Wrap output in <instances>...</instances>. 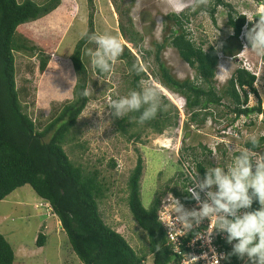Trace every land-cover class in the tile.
Listing matches in <instances>:
<instances>
[{
  "label": "rangeland",
  "instance_id": "rangeland-1",
  "mask_svg": "<svg viewBox=\"0 0 264 264\" xmlns=\"http://www.w3.org/2000/svg\"><path fill=\"white\" fill-rule=\"evenodd\" d=\"M31 1L44 4L47 0ZM224 1L236 12L245 15L247 20L253 19L251 22H254L255 16L264 15V8L255 0ZM214 3L213 0H62L61 6L51 16L26 24L19 30L28 40V46L36 47V51L15 52L17 88L25 111L44 126L55 118L58 109L75 98L78 76L69 58L88 31L91 13L98 35L117 37L122 48L126 46L137 58L146 76L141 80V91L145 84H150L171 103L173 108L167 106L168 110L173 113L178 110L179 124L166 129L162 135L154 134L143 124L126 126L128 132L124 133L118 122L125 116L116 118L109 107L112 100L133 91L129 70L118 59L111 72L98 75L88 57L90 101L64 149L71 161L87 174L98 173L107 188L106 197L100 200L105 222L120 232L139 255H146L145 264H152V257L148 254V237L134 220L127 204V182L137 157L141 155L144 160L141 198L143 206L149 209L158 192L180 181L179 175L184 173L185 167L197 169V162L203 163L206 168L230 165L233 158L246 148L250 136L264 137V119L262 116H251L234 121V114L221 107L204 122H188L184 97L161 85L153 58L144 62L138 51L140 48L136 49L128 42L119 26L122 23L124 27H130V19L133 30L143 37L141 50L149 51L153 42L161 43L164 36L170 34L172 22L165 20L166 16L187 14L186 28L191 37L197 43H204L205 47L214 45L220 48L232 32L227 25L228 9L219 6L212 15ZM242 43L243 50L236 62L220 55L217 74L220 66L230 71L223 79L216 75L217 87L225 85L240 64L256 75L255 88L264 108V58L245 50V39ZM89 48L95 49V44L90 43ZM43 57H48L49 62L41 73ZM162 60L177 79H195V71L175 49L169 47L164 50ZM256 103L257 98L251 94L250 105ZM258 153L264 155V150ZM43 204L30 186L17 189L0 202V234L18 256L15 264H83L72 252L62 227L52 226L57 217L52 210L42 207ZM43 222H46L49 233L41 231L40 224ZM40 233H47V242L42 248L36 246ZM241 264H248L247 258Z\"/></svg>",
  "mask_w": 264,
  "mask_h": 264
},
{
  "label": "trees",
  "instance_id": "trees-1",
  "mask_svg": "<svg viewBox=\"0 0 264 264\" xmlns=\"http://www.w3.org/2000/svg\"><path fill=\"white\" fill-rule=\"evenodd\" d=\"M213 1L212 15L219 6L228 9L227 25L232 32L220 48L214 45L205 47L204 43H197L191 37L186 28L189 20L187 14L166 16L165 20L172 22L170 34H166L161 43L153 42L149 51L141 50L143 37L133 30L130 19V27H124L121 23L119 28L134 48H140L138 51L144 62L153 58L161 85L184 97L188 122H204L212 116L214 110L221 107L234 114V121L251 116H262L264 119V108L255 88V74L239 64L225 85L218 88L216 83L220 55L236 62L243 50L244 32L254 26L261 14L255 16L254 22H249L245 15L236 12L224 0ZM255 1L264 8V0ZM61 3L62 0H47L44 4H36L31 0H0V202L17 189L30 186L39 199L50 205L68 238L72 252L83 264H145L146 255H139L120 232L105 222L100 211V200L106 197L107 188L100 181L98 173L87 174L71 161L64 149V144L90 101L88 88L91 81L87 68L89 56L86 51L90 45L88 37L98 35L94 28L93 13L88 18L86 35L78 41L69 58L78 76L74 100L58 109L54 113L55 118L44 126L30 117L20 99L16 83L15 52L34 53L36 47L28 46V40L23 38L25 36L19 30L26 24L51 16ZM169 47L175 49L195 71L194 80H179L170 72L162 60L164 50ZM48 60V57L41 58V73L46 70ZM119 60L129 70L133 91L140 92L141 80L146 76L137 58L123 46ZM95 72L98 75L104 74L97 69ZM251 94L257 98L253 106L250 105ZM160 99L162 108L156 118L140 123V112L130 113L118 122L121 130L127 133L126 126L143 124L154 134L162 135L166 129L177 126L178 110L175 109L174 113L168 110L167 106L172 107L171 103L161 95ZM260 142L264 144V137L260 138ZM245 146L251 147L249 143ZM196 167L203 179L207 168L198 162ZM144 169V160L139 155L127 182L129 211L147 234L148 254L152 257V264H178L179 260L168 245L166 234L158 221V211L167 194H173L183 204L193 202L185 191L184 175H179L180 181L175 182L173 187L158 192L151 207L146 209L141 198ZM258 208L259 204L254 201L251 210ZM45 243L46 236L40 233L36 246L42 248ZM227 250V264L243 262V259L232 254V248ZM15 261L12 246L0 234V264H15Z\"/></svg>",
  "mask_w": 264,
  "mask_h": 264
},
{
  "label": "clouds",
  "instance_id": "clouds-1",
  "mask_svg": "<svg viewBox=\"0 0 264 264\" xmlns=\"http://www.w3.org/2000/svg\"><path fill=\"white\" fill-rule=\"evenodd\" d=\"M258 17L254 26L244 32L245 50L264 58V15ZM88 41L95 44V49L86 51L91 65L99 73L111 72L123 52L121 41L107 34H93ZM229 71L220 66L216 75L223 79ZM109 108L116 118L140 112L139 122L143 123L156 118L162 102L158 90L145 84L140 92L131 91L112 100ZM248 143L251 147L241 150L230 165L208 167L202 181H198L197 176L193 179L187 192L197 202L198 209L186 210L171 194L168 199L175 207V222L183 229L174 232L187 235L207 219L214 224L213 231L226 234L233 255L247 258L248 264H264V155L257 152V149L264 150V145L256 136H250ZM201 193L204 199H201ZM254 201L259 208L251 210ZM170 228H174L173 222ZM211 234L207 235L210 237Z\"/></svg>",
  "mask_w": 264,
  "mask_h": 264
},
{
  "label": "built area",
  "instance_id": "built-area-1",
  "mask_svg": "<svg viewBox=\"0 0 264 264\" xmlns=\"http://www.w3.org/2000/svg\"><path fill=\"white\" fill-rule=\"evenodd\" d=\"M182 174L184 175L183 181L186 185L185 191L191 197L187 192L188 188L192 185L193 179L196 176L198 181H202V177L197 169L193 167L190 169L185 167V171ZM171 196L178 200L186 210L198 209L197 202L192 198L193 202L191 204H183L173 194ZM168 197L166 195L162 200L158 211V221L166 234L168 245L176 256V259L179 260L178 264H218L217 260L219 264H227L229 262V252L227 249L232 248V246L226 242V234L213 231L214 224H210L207 219L198 227H194L187 235L174 232L183 231V229L181 225L175 222V214L173 213L175 207L174 205L171 206V201ZM201 199H204L203 193H201ZM42 207L47 209V211H51L49 204L45 203ZM172 222L174 228H170ZM207 234H211V236L209 237ZM198 236L202 237L197 239Z\"/></svg>",
  "mask_w": 264,
  "mask_h": 264
},
{
  "label": "crops",
  "instance_id": "crops-1",
  "mask_svg": "<svg viewBox=\"0 0 264 264\" xmlns=\"http://www.w3.org/2000/svg\"><path fill=\"white\" fill-rule=\"evenodd\" d=\"M39 199V198H38ZM39 200H41V199H39ZM41 201H43V200H41ZM44 203H45V201H43ZM46 204H48V203H46ZM47 221V220H46ZM52 226H54V228L57 226H59L60 228H61V224H60V222H59V220L57 219V221H53L52 222ZM40 229H41V231L42 230H44V231H46V232H48L49 233V228L47 227V225H46V222H43V224H40ZM62 229V228H61ZM45 236H46V242H47V233L45 234ZM20 254V256L22 255L21 253H19ZM16 255V254H15ZM22 258V257H21ZM16 259H18V256L16 255Z\"/></svg>",
  "mask_w": 264,
  "mask_h": 264
},
{
  "label": "bare ground",
  "instance_id": "bare-ground-1",
  "mask_svg": "<svg viewBox=\"0 0 264 264\" xmlns=\"http://www.w3.org/2000/svg\"><path fill=\"white\" fill-rule=\"evenodd\" d=\"M261 9H262V7H261Z\"/></svg>",
  "mask_w": 264,
  "mask_h": 264
}]
</instances>
